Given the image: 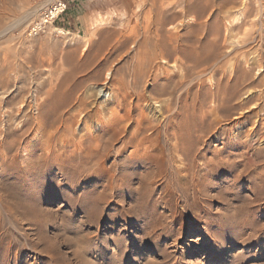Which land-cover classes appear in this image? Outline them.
<instances>
[{"label":"rangeland","instance_id":"obj_1","mask_svg":"<svg viewBox=\"0 0 264 264\" xmlns=\"http://www.w3.org/2000/svg\"><path fill=\"white\" fill-rule=\"evenodd\" d=\"M48 1L0 0V250L9 253L0 264H264L256 111L241 110L242 93L227 106L213 95L244 68L240 52L263 54L264 0H117L106 9L67 0L56 26L29 37ZM32 7L39 12L12 28ZM78 85L75 97L89 103L103 101L96 90L110 94L114 128L98 129L101 149L73 161L64 149H24L45 141L19 129L28 94ZM46 164L53 170L30 173ZM60 166L75 178L60 177ZM38 176L48 185L36 186ZM90 194L99 198L79 207Z\"/></svg>","mask_w":264,"mask_h":264},{"label":"bare ground","instance_id":"obj_2","mask_svg":"<svg viewBox=\"0 0 264 264\" xmlns=\"http://www.w3.org/2000/svg\"><path fill=\"white\" fill-rule=\"evenodd\" d=\"M37 7H32L30 9H28V11L25 13V15L21 16L20 18H17L15 20V22L13 23L12 28L17 29L20 27L21 24L23 25L28 20H30L32 17H34L36 15V13L39 12L38 11L39 9H37ZM39 7H40V5H39ZM258 13H260V12H258ZM262 15H264V14H262ZM260 27L264 28V26H260ZM60 33H63V32L60 31ZM263 35H264V33H263ZM259 36L261 37L262 34H260ZM253 40L255 41V39H253ZM258 40H259V38H258ZM261 40H264V38H262ZM249 43L250 42H248L247 45ZM252 43H253V41H252ZM242 44H241V46H242ZM245 45H244V47H245ZM260 48H261V46H260ZM248 50H245V51H248ZM263 50H264V48H263ZM257 51H258V49H257ZM250 52H251V50H250ZM261 52H262V48H261ZM187 53H188V51H187ZM240 53H243L242 57H243V61H244V68L239 69L238 67L237 68L234 67L235 76L231 79V81L228 80L227 83L223 84L221 82H218L217 86L214 89L215 92L213 93V95H214L215 99L221 100L224 103V105L227 106L229 101H231L233 99H240L239 97L241 96V93H242V96L244 98L241 102V104H242L241 110L245 111V112H248L250 109L253 111H256V114L253 118L254 120L252 121V123L254 124V127L252 128L253 133L250 136L251 142L255 143V144H258L259 141H260V143H264V52H263V54L260 53V54L253 56V57H252V55L254 54V52H252L249 55L245 54L244 52H240ZM18 58H20V57H18ZM68 58H71V57H68ZM8 59H10V58H8ZM4 63H6V62H4ZM234 63H235V60H234ZM228 64H226V65H228ZM231 64H232V62H231ZM226 65H224V66H226ZM18 66H19V64H18ZM227 67L229 68V66H227ZM230 67H232V66H230ZM19 69H20V67H19ZM254 71L257 72L256 75H258V77H257V79L252 80V74ZM241 86H243L242 90H240ZM80 88L81 87H79V85H78L75 87L74 90L68 91V93H65L64 90H62V89H59L57 92H55V91H53V89L43 91V89L36 88L28 94L27 100H24L20 104V107H18V114L19 115L18 114L17 115L19 117H21V119H23V122L21 121V123H18V125L20 124L19 129H22V133H24V134H26L27 132L29 133V131H30V135L32 136V138L36 136V134H34V132L41 131V135L43 136L45 141L38 143L37 140H28L27 139L28 141L26 142V146L24 149H38V150L39 149L40 150L45 149V150H49V152L52 151V150L50 151V149H64L63 153H66V156L70 161H73V159H75V158L83 159V158L93 156L94 151L92 152V150H90V149H101L100 143L103 140L104 135L102 136V134H98V132H99L98 129H102L103 127H107V126H110V128H114V125H113L114 123H112V122H114L115 118L114 117L110 118L106 115V113L108 112V105H109L108 104L109 102L106 101V97L108 96L107 99H109L110 94L108 92L106 94L103 90H96L95 92L90 93V95H93V93H95L96 96L99 97V99L103 98V101H101L100 104H97L96 102H94V103L90 102L89 103L88 101H86V97H84V96L83 97L82 96H76L75 97V95L78 93V90ZM90 95H89V97H90ZM12 114L13 113H11V112L5 113V115L8 119H10L12 117ZM241 114H242V112L240 113V115ZM102 115H104L103 118L101 117ZM90 121H92L95 124V129H96L95 131H92L90 126H88ZM50 129H54V130L51 132ZM1 142L4 143V145H6V149H12L13 148L12 146L10 147L11 144L9 145L4 139ZM58 143H61V144L58 145ZM131 153H134L132 155H136L137 153H140V152L138 150H135ZM187 157L189 159L192 157V155H187ZM203 159H205V162H207L206 157L203 156ZM218 160H219V162L223 161V158L220 157V154L218 155ZM210 161H211V159H210ZM205 162H201V166H205L206 165ZM223 162H225V161H223ZM140 164H143V162L140 163L138 160L134 161V163H133V165H135V167H136V165H140ZM214 164H216V163H214ZM215 167H216V165H215ZM53 168H54L53 166L46 164L44 166H39V167H36L35 169H31L30 173L35 176L38 172L42 173V172L52 171ZM221 170L225 171V170H227V167H224L223 165H222V167H219V168L217 167L214 174L218 173ZM35 172H37V173H35ZM59 172H60V177L62 176V177H67V178L68 177L75 178V174L71 173L69 168L60 166ZM44 180H47V179L44 178ZM44 180H42V178L38 176L37 178L33 179V182L36 186L37 185H39V186L40 185H48V184L42 183ZM51 182H52L51 184L57 183V181L55 182L54 179H51ZM59 182H61V180ZM35 185L34 186L32 185L30 191L32 192L31 195H33V200L37 203L38 200H40L41 198L39 199L38 194H35V193H38L37 190L35 191ZM25 186H26L27 190H28V188H30L28 183ZM54 186H55V188H57L56 191L59 190L60 187L58 185L55 184ZM54 186H52V187H54ZM43 187H45L47 189L49 188L48 186H43ZM202 191L204 192V189H202ZM261 191H264V184H262V188L259 190V193ZM33 192H35V193H33ZM57 192H60V191H57ZM57 192H55V193H57ZM90 196L93 198H99L97 195L93 196V194L85 195L83 197V199L79 202L80 203L79 207L81 206L82 202H85V201L87 203L90 202L91 201ZM63 199H64V202H67V201L69 202L67 195H64ZM88 204H85L86 208L88 207ZM33 209H34L33 207H25V206L20 208V210H23V211H29V210L33 211ZM9 210H11V209H9ZM16 211H18V209H16ZM13 212H15V211H13ZM29 214H31V213H29ZM207 251H208V253L212 252L211 254L214 255L212 257L220 258V256L218 255L215 248H208ZM209 251H211V252H209ZM5 252H7V251H5ZM5 252L0 250V261L4 260L6 258V256L7 257L9 256V253H5ZM207 255H209V254H207ZM176 263H177V261L174 262L173 264H176ZM5 264H11V263L8 260L5 262ZM15 264H16V262H15ZM100 264H114V263L113 262H111V263H105L104 262V263H100Z\"/></svg>","mask_w":264,"mask_h":264},{"label":"built area","instance_id":"obj_3","mask_svg":"<svg viewBox=\"0 0 264 264\" xmlns=\"http://www.w3.org/2000/svg\"><path fill=\"white\" fill-rule=\"evenodd\" d=\"M67 10V4L64 2H55L53 5L46 7L40 18L31 24L27 30L29 37H35L47 34L50 29L56 26L59 17Z\"/></svg>","mask_w":264,"mask_h":264},{"label":"crops","instance_id":"obj_4","mask_svg":"<svg viewBox=\"0 0 264 264\" xmlns=\"http://www.w3.org/2000/svg\"><path fill=\"white\" fill-rule=\"evenodd\" d=\"M58 1H60V2H64V3H66L67 4V10H68V1L67 0H56L55 2H58ZM72 2H76V4L78 5L81 1H83V0H71ZM91 3H96L95 5L97 6V7H105V9L108 7V6H111V5H114L115 3H117V0H89ZM67 10L59 17V19L57 20V22H56V25H57V23H58V21L62 18V17H64V15H65V13L67 12Z\"/></svg>","mask_w":264,"mask_h":264}]
</instances>
